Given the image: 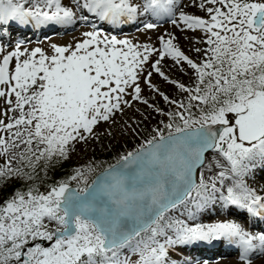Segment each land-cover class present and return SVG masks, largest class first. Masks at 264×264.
<instances>
[{
  "label": "snow or ice",
  "instance_id": "1",
  "mask_svg": "<svg viewBox=\"0 0 264 264\" xmlns=\"http://www.w3.org/2000/svg\"><path fill=\"white\" fill-rule=\"evenodd\" d=\"M27 3L0 0V29L10 22L35 27L77 22L73 8L61 0ZM192 3L207 18L185 13L176 0H75L77 7L117 27L139 14L159 19L178 11L174 25L183 22L204 33L207 47L195 49L199 62L185 55L170 34L160 36L156 48L95 27L74 45L52 44V54L22 48V42L9 51L0 45V99L6 105L0 113V157L5 158L0 185L13 178L35 180L41 162L46 174L50 163L68 158L71 145L98 139L97 125L131 107L125 97L153 107L142 96L140 78L154 55L159 58L151 69L187 94L186 100L170 99L151 83L149 71L144 82L175 105L168 112L155 108L167 117L162 127L91 182L89 174L100 165L77 167L46 192L35 184L15 190L0 203V264H178L171 255L177 248L221 239L240 250L243 264L264 256V231L250 232L235 220L195 222L197 212L216 203L253 219L264 214V196L243 179L250 161L264 159V0ZM157 27L143 24L145 31ZM166 56L182 70L187 65L191 85L165 74L160 65ZM217 124L219 132L212 130ZM210 151L226 164L207 156ZM215 167L220 170L207 176L206 169ZM182 208L187 219L171 215ZM37 239L54 242L28 246Z\"/></svg>",
  "mask_w": 264,
  "mask_h": 264
},
{
  "label": "rangeland",
  "instance_id": "2",
  "mask_svg": "<svg viewBox=\"0 0 264 264\" xmlns=\"http://www.w3.org/2000/svg\"><path fill=\"white\" fill-rule=\"evenodd\" d=\"M197 1L198 3L200 2V0ZM33 2L34 0H28V3L25 6H31ZM61 2L64 6H71L73 8L77 19L75 26L70 27L67 30H63L62 32H50V34L43 38H35L33 36L18 37L15 35V33L12 32V30L5 29L4 26L2 29H0V34L10 36V38H12V42H7L0 39V45L4 46L5 51H9L15 48L17 42H22V48L31 50L33 48L40 47L45 51L46 54H52V44H56L58 46L74 45L76 42L84 39V32L91 31L93 30V27H95L103 34L105 32L110 33V35H104H115L118 39H128L135 44H152L156 48L160 47L158 39L160 36H164L165 39L170 38V35L174 36L175 40L173 41V43L177 45L185 53V55H188L197 62L202 59V56L201 54H198L195 49H205L207 47V45L203 42L204 33L201 30H189L183 25V22H180L179 26L172 23L173 17H175V19H178V11L173 17L166 16L164 20H166L167 22H171L166 23L167 25L147 31L144 30L142 25H138L127 32L115 33L113 31L109 32L106 28L98 26L99 21L95 20L94 16L88 15L87 11H85V9H83L82 7H77L75 4V0H61ZM133 2L142 3L143 0H133ZM176 2L177 4L179 3L178 8L182 9L185 13L189 15H199L201 17L207 18V13L196 5L189 6L187 9L186 7H184V9L182 8L183 4L190 2V0H178ZM82 3L83 0H81V4ZM85 15H87L90 19H87V21L81 20L80 17ZM142 15L143 14H139L138 16L141 17ZM145 22H152V16L148 15L144 23ZM155 23L159 25L160 21H156ZM15 25L19 24L15 22L12 27H14ZM56 26H59L60 28L66 27L61 25H55L54 27ZM26 31V28H21L17 30V33L19 34V32H24L25 34ZM47 32L49 31L46 30L45 33ZM158 58L159 57L156 55L151 58L149 64H146L144 66V71L141 74L140 78L142 96L144 97V99H147L149 101V104L153 107H149L148 105H145L139 101H131V97L127 96L125 98L130 100L131 107H125L124 111L122 113L117 112L112 120L108 122H101L94 128L96 136L99 137L98 139L90 138L87 143H75L70 146L68 159L74 164V168L88 164L101 166L100 168H97L95 173L89 174L90 182L91 179H94L104 167H107V165H103L107 160L112 161L110 164L115 163L119 155L132 150L138 144H140L143 139L153 134L152 130L154 128L158 126L162 127V124L160 123L161 121L167 122V117L159 112H156L155 108H160L164 112L174 110L175 105L168 104L158 93L154 92L144 82V77L147 75V73L149 71H153L150 67L151 62ZM168 62L170 63L168 64ZM160 67L170 79L177 80L181 83H184L185 85H191L192 72L190 69H187L186 64L183 65L184 70H182L180 66L175 65L172 57L166 56L161 61ZM179 70H182L180 71L181 73L178 72ZM151 83L154 84L161 92L165 93V95H168L170 99L186 100V93H181L176 86L164 81V79L154 71L151 77ZM5 108L6 105L3 99H0V113H2ZM9 115H11V113H9ZM0 118L3 117L0 116ZM228 119L230 122H234V114H229ZM207 154H212L214 160H219L221 163L226 164V162L223 161V158L218 154H215L211 151ZM4 162L5 158L0 157V164H3ZM13 166L15 167L17 165L14 163ZM250 166L251 167L249 172L243 177V179L250 188L256 191L258 195L261 191V193L264 194L263 190H257L255 186V184H257V180L264 185V160L259 157L254 158L252 161H250ZM219 170L220 169L218 167L213 168V171H210L208 176L213 175ZM228 183H231V181H226V184ZM73 185H75V182L73 183ZM187 207L195 210L194 206L190 203ZM236 210H231L230 214L227 215L228 210L222 209L219 203L210 204L204 210L197 212L195 222L213 223L223 220H229V217H235L236 219L234 220L238 223H241L246 230L250 232H252V230L254 232L261 231L260 227L254 224L259 221V217L253 219L248 214H246V212L243 213V211L240 209L239 211ZM180 213H183V215H180ZM171 215L179 216L180 219H187V212L183 208L180 209V212H173L171 213ZM53 226L54 225H49L50 228ZM39 240L40 239L30 241L31 244L29 245V247L33 246L35 243H40ZM210 241L213 243H218L219 245H223L225 247L231 246L229 243H223L220 240ZM53 242L54 241L46 240L44 243L40 244H42L44 247H49ZM207 242L209 241L195 242L194 244H192V250H186L182 247L177 248L171 253L172 258L176 260L178 264H185L187 260H192V258H194L192 260V264H204V261H207L208 264H243L240 258L232 255H226L225 257L221 258H217L216 255L215 257H207L205 253L210 250L206 247ZM48 243L51 244L47 246ZM214 252L215 251H211L210 253L213 254ZM238 252L239 253L237 254L239 256V249ZM134 259L135 257H133V260ZM252 264H264V256H260L254 259Z\"/></svg>",
  "mask_w": 264,
  "mask_h": 264
},
{
  "label": "trees",
  "instance_id": "3",
  "mask_svg": "<svg viewBox=\"0 0 264 264\" xmlns=\"http://www.w3.org/2000/svg\"><path fill=\"white\" fill-rule=\"evenodd\" d=\"M194 116H199V110L193 108ZM112 161L107 160L104 166L110 164ZM43 162L37 168L38 176L35 180H23L20 178H13L8 180L7 183L0 185V203L8 199L15 190H26L29 185H37L41 192H46L48 187L58 181L64 180L74 174V164L67 158L59 162L53 161L49 164L47 172L41 171ZM74 183V182H73ZM72 186H75L73 185Z\"/></svg>",
  "mask_w": 264,
  "mask_h": 264
},
{
  "label": "bare ground",
  "instance_id": "4",
  "mask_svg": "<svg viewBox=\"0 0 264 264\" xmlns=\"http://www.w3.org/2000/svg\"><path fill=\"white\" fill-rule=\"evenodd\" d=\"M176 1H178V0H176ZM197 3H198V1H197ZM194 4L192 3V0H190V2H188V3H184L183 4V6H182V8L184 9V7H186V9L189 7V6H193ZM148 15H150V14H143L142 16H141V21H145V19H147V16ZM137 17H140V16H137ZM145 18V19H144ZM144 19V20H143ZM56 27H59V26H56ZM56 27H54V28H56ZM45 33V31L43 32V34ZM19 34H20V36H23L24 35V32H19ZM169 61V60H168ZM170 62H168V64H169ZM177 70V69H176ZM180 71H182V70H179L178 72L179 73H181ZM207 156H211L212 157V154L211 155H209V154H206ZM212 159L214 160V158L212 157ZM209 172L210 171H207V169H206V175L208 176V174H209ZM255 186H256V188H257V190H263V193H264V185L263 184H261V182L260 181H258L257 180V184H255ZM262 192V191H261ZM262 196H264V194L262 195ZM234 220V219H236L235 217H229V220ZM252 232L253 233H256V232H254L253 230H252Z\"/></svg>",
  "mask_w": 264,
  "mask_h": 264
},
{
  "label": "water",
  "instance_id": "5",
  "mask_svg": "<svg viewBox=\"0 0 264 264\" xmlns=\"http://www.w3.org/2000/svg\"><path fill=\"white\" fill-rule=\"evenodd\" d=\"M212 130H213V131H216V132H219L220 130H222V126L219 125V124H217V125H213V126H212ZM206 154H207V153H206ZM98 174H99V173H98ZM98 174H97V175H98ZM97 175H96V176H97ZM95 178H96V177H95ZM95 178H94V179H95ZM72 187H75V186H72ZM39 241H40V243H44L46 240L40 239ZM50 244H51V243H48L47 246H49Z\"/></svg>",
  "mask_w": 264,
  "mask_h": 264
}]
</instances>
